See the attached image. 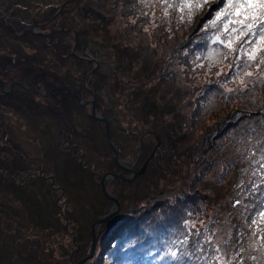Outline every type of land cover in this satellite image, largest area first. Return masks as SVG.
Returning a JSON list of instances; mask_svg holds the SVG:
<instances>
[{
  "label": "rangeland",
  "instance_id": "obj_1",
  "mask_svg": "<svg viewBox=\"0 0 264 264\" xmlns=\"http://www.w3.org/2000/svg\"><path fill=\"white\" fill-rule=\"evenodd\" d=\"M189 2L0 0V264H264V49Z\"/></svg>",
  "mask_w": 264,
  "mask_h": 264
},
{
  "label": "snow or ice",
  "instance_id": "obj_2",
  "mask_svg": "<svg viewBox=\"0 0 264 264\" xmlns=\"http://www.w3.org/2000/svg\"><path fill=\"white\" fill-rule=\"evenodd\" d=\"M215 2L219 11L216 12L215 19L210 21L208 26L215 27L219 33L220 26L222 25L224 35L228 41L225 46L229 48L233 47L231 42L234 39L246 37L240 44L239 51L242 55L245 53L248 54V61L255 60L256 53L264 49V0H215ZM162 3L165 4V15H167L169 8L175 7V5L167 3V0H162ZM208 3L209 0H194V2L181 4L179 7L182 13L184 9H187L190 22L191 14L200 10L204 4ZM181 22H183V15H181ZM214 42L224 43L219 35H217ZM246 45L247 47H245ZM261 63H264V59L261 60ZM245 66H247V62H245ZM246 75L250 76L251 73H246ZM236 203L239 204L240 201L237 200ZM259 215L261 219L264 220V212H261ZM252 223L255 224L256 221L253 220ZM255 234L254 232L253 235ZM208 239L211 240V237H208ZM180 243L187 244V238ZM165 255L171 257L173 260L180 259L176 251L169 250ZM184 255H187V253H184ZM161 259H163V257H161ZM213 259L217 260V264H220L223 260L220 256H215ZM233 259H235V257H233ZM253 259H255V257H253ZM223 264H232V260L223 261Z\"/></svg>",
  "mask_w": 264,
  "mask_h": 264
},
{
  "label": "water",
  "instance_id": "obj_3",
  "mask_svg": "<svg viewBox=\"0 0 264 264\" xmlns=\"http://www.w3.org/2000/svg\"><path fill=\"white\" fill-rule=\"evenodd\" d=\"M12 86H13V84L10 85V88H11ZM0 90H1L2 92H5V91L2 89V85H1V84H0ZM1 91H0V92H1ZM88 103H90V114H91V116H92L93 118L97 119V120H101V121H103V122L106 124V123H107L106 119H105L104 117H99L98 114L96 113L92 101H91V102H88ZM105 129H106V136H107L108 139H110V138H109V135H108V126H106ZM155 138H156V145H155V147H154L152 153H151V154L149 155V157L145 160V162L142 164V166L140 167V169H139L138 171H134V170H129V169H128V171H130V173L132 174L131 178H126V177L121 176V175H115V174H110V173H107V174L104 175V177L102 178V181H101V183H102V185H101V189H102L103 194H104L108 199H110V200L114 203V210H113L110 214H108V215H106V216H104V217H102V218L96 220V221L94 222V224H93V228H94L95 226L101 224V223L108 222V221H109V220H110V219H111V218H112V217L118 212V210H119V205H118L117 200H116L115 198L111 197V196L106 192L105 187H104V183H103L104 180H105V179L116 178V179H119V180H121V181H130V180H132L133 178H135V177H137V176L143 174L144 171H145V169H146V166H147L149 160L151 159V157L153 156L154 152L156 151L158 145L160 144V140H159L158 136H155ZM113 155H114V159H115L116 163L119 165V162H118V158H117V156H116V151H115V149H113ZM120 167H122V166H120ZM122 168L124 169V167H122ZM93 228H92V229H93ZM95 242H96V238H95V236H94V234H93V237H92V246H91V249H90L89 255L86 256V257H84L83 259L79 260L78 262H76V263H71V264H84L85 261L91 259V258L94 256Z\"/></svg>",
  "mask_w": 264,
  "mask_h": 264
},
{
  "label": "flooded vegetation",
  "instance_id": "obj_4",
  "mask_svg": "<svg viewBox=\"0 0 264 264\" xmlns=\"http://www.w3.org/2000/svg\"><path fill=\"white\" fill-rule=\"evenodd\" d=\"M74 36V42H75V44H74V48H73V51L74 50H76V47H77V40H78V38H77V35L76 34H74L73 35ZM26 69H28V67H26ZM24 73L26 74V75H30L31 73H33L34 74V71H32V70H30V73H29V70H24ZM34 76H36V77H38V78H40V74L39 75H36V74H34ZM36 80V79H35ZM45 83V82H44ZM0 84H2L1 83V81H0ZM15 84H19V86H21L23 89H26V90H30V91H32V92H34L35 94H37L38 96H41V95H43V94H41V93H39V92H37L36 90H34L33 88H31V87H26V86H24L22 83H20L19 81H16V83ZM68 85H65L64 86V89L67 91V89L69 90H74L73 89V87H68ZM76 90V89H75ZM46 91H48L49 93L48 94H50V93H52V95L51 96H48V95H45V96H41V97H48L49 99L50 98H53V100H55V101H61V98H58V96H54L55 94H57V95H60V96H62L64 93H61V92H59V90L57 89V88H52L51 86L50 87H48V88H46ZM53 91V92H52ZM77 91V90H76ZM73 92V91H72ZM60 93V94H59ZM72 94V93H71ZM73 99H74V101H75V103H77L78 104V100H79V94H78V96H77V93L74 95V93H73ZM79 97V98H78ZM41 99V98H40ZM57 99V100H56ZM80 99H82V98H80ZM88 101V99H85L84 101H83V103H82V106H84L86 103H88L87 102ZM50 107H52V108H57V111L59 112L60 111V109L62 110V106H66V105H61V107H58V104L57 103H54V102H50V105H49ZM95 111H96V108H95ZM103 115V114H102ZM60 117V116H59ZM92 117V116H91ZM102 117H104L106 120H107V118L103 115ZM93 118V117H92ZM108 121V120H107ZM142 148V147H141ZM153 150V149H152ZM152 150H151V152L149 153V155L152 153ZM148 155V156H149ZM147 156V157H148Z\"/></svg>",
  "mask_w": 264,
  "mask_h": 264
},
{
  "label": "trees",
  "instance_id": "obj_5",
  "mask_svg": "<svg viewBox=\"0 0 264 264\" xmlns=\"http://www.w3.org/2000/svg\"><path fill=\"white\" fill-rule=\"evenodd\" d=\"M126 55V54H125ZM33 71V70H32ZM36 75H39V74H36ZM156 136H158V135H156ZM158 138H159V136H158ZM160 139V138H159ZM151 152V151H150ZM123 223H125V222H123ZM117 237H120V236H117Z\"/></svg>",
  "mask_w": 264,
  "mask_h": 264
},
{
  "label": "bare ground",
  "instance_id": "obj_6",
  "mask_svg": "<svg viewBox=\"0 0 264 264\" xmlns=\"http://www.w3.org/2000/svg\"><path fill=\"white\" fill-rule=\"evenodd\" d=\"M125 165H128V164H126V163H124Z\"/></svg>",
  "mask_w": 264,
  "mask_h": 264
}]
</instances>
